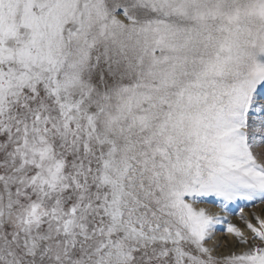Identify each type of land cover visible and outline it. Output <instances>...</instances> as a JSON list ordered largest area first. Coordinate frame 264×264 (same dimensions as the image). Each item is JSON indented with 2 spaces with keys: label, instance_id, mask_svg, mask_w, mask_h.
Here are the masks:
<instances>
[{
  "label": "snow or ice",
  "instance_id": "6c2138e0",
  "mask_svg": "<svg viewBox=\"0 0 264 264\" xmlns=\"http://www.w3.org/2000/svg\"><path fill=\"white\" fill-rule=\"evenodd\" d=\"M0 264H264V0H0Z\"/></svg>",
  "mask_w": 264,
  "mask_h": 264
}]
</instances>
